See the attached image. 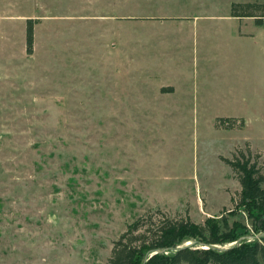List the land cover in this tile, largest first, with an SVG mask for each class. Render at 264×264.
I'll use <instances>...</instances> for the list:
<instances>
[{
    "label": "rangeland",
    "instance_id": "1",
    "mask_svg": "<svg viewBox=\"0 0 264 264\" xmlns=\"http://www.w3.org/2000/svg\"><path fill=\"white\" fill-rule=\"evenodd\" d=\"M194 3L0 0V264H109L149 215L259 236L222 158L249 146L264 171V52L227 5L197 38Z\"/></svg>",
    "mask_w": 264,
    "mask_h": 264
},
{
    "label": "trees",
    "instance_id": "2",
    "mask_svg": "<svg viewBox=\"0 0 264 264\" xmlns=\"http://www.w3.org/2000/svg\"><path fill=\"white\" fill-rule=\"evenodd\" d=\"M231 12L236 18H254L258 26L264 24V4L234 3ZM36 23L27 20L28 55L34 53ZM245 125L243 119H216L218 130H242ZM238 150L232 159L222 160L241 186L236 209H246L257 238L242 240L248 230L227 217L199 224L190 219L142 216L114 242L109 264H264V171L257 160L261 155L254 156L249 146Z\"/></svg>",
    "mask_w": 264,
    "mask_h": 264
},
{
    "label": "crops",
    "instance_id": "3",
    "mask_svg": "<svg viewBox=\"0 0 264 264\" xmlns=\"http://www.w3.org/2000/svg\"><path fill=\"white\" fill-rule=\"evenodd\" d=\"M195 3V7L192 8V11L195 13L192 16L186 18L184 17H180L182 20V22H186V20H188L189 22H191V24H193V32H194V27H198L199 23H205V22H209L210 25H212L213 27H216V23H217V16L216 12L220 9L222 5H227V7L230 6V15L228 16L227 14V18L229 21H235V22H239L240 23V30L238 32L240 37H251L257 40L258 42V47L260 48V51L264 52V24L261 26H258L255 23V19L254 18H236L232 15V5L234 3H260V4H264V0H238V1H234V0H194ZM244 23H248L253 30H250L251 32L247 33L245 31L242 30L241 25ZM210 33V30H207V27H205L204 29H200L198 28L195 32L194 35L197 38H204L205 35H208ZM233 118H238V119H243L245 121V124L247 125V121L245 118L241 117V116H237V117H233ZM245 127L242 129L244 130L246 128Z\"/></svg>",
    "mask_w": 264,
    "mask_h": 264
},
{
    "label": "water",
    "instance_id": "4",
    "mask_svg": "<svg viewBox=\"0 0 264 264\" xmlns=\"http://www.w3.org/2000/svg\"><path fill=\"white\" fill-rule=\"evenodd\" d=\"M192 244H193V243H187L186 246H188V245H192Z\"/></svg>",
    "mask_w": 264,
    "mask_h": 264
}]
</instances>
